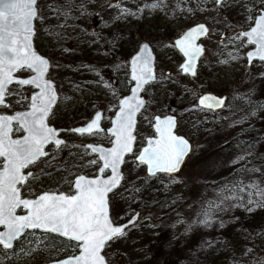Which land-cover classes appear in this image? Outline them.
I'll list each match as a JSON object with an SVG mask.
<instances>
[{"label":"rangeland","instance_id":"obj_1","mask_svg":"<svg viewBox=\"0 0 264 264\" xmlns=\"http://www.w3.org/2000/svg\"><path fill=\"white\" fill-rule=\"evenodd\" d=\"M251 1L218 5L213 0H72L69 6L68 0H38L36 28L66 40L64 48L49 55L48 74L61 94L70 82L77 92L86 90L88 109H102L103 126L118 98L111 74L127 73V57L141 40L154 53L155 76L143 89L133 149L124 157L120 185L108 195L114 221L135 210L138 215L135 225H127L126 235L109 241L102 251L106 264H264V208L246 205L257 199L254 188L240 191L246 185L264 187V61L245 65L243 52L249 45L237 38L235 29L252 22L257 11ZM64 11L69 12L67 18ZM201 20L210 23L209 30L196 74L189 77L177 67L181 56L171 40L183 27ZM67 45L70 51H65ZM123 82L126 91L129 81ZM12 90L18 85L11 84ZM28 90L23 87V94L7 97L10 106H0V111L25 107ZM203 91L225 94L223 106L214 111L198 107L196 97ZM170 110L176 113V130L192 146L179 171L150 177L134 155L144 136L151 134V116ZM62 136L65 143L59 149L48 144L49 155L28 169L38 179L61 177L59 188L70 192V176L92 174L98 164L83 142L108 144L110 136L105 131ZM39 241L35 237L29 246H35L33 253L17 249L5 258L17 253L30 258L42 248Z\"/></svg>","mask_w":264,"mask_h":264},{"label":"snow or ice","instance_id":"obj_2","mask_svg":"<svg viewBox=\"0 0 264 264\" xmlns=\"http://www.w3.org/2000/svg\"><path fill=\"white\" fill-rule=\"evenodd\" d=\"M37 2L38 0H0V106L9 107L6 97L19 94L16 90L9 91V86L13 83L20 86L32 85L39 89L30 98L29 111L13 116L0 115V226L6 229L0 231V246L10 249L12 242L25 229H42L77 242L80 255L64 264H106L101 252L109 241L126 235L127 225L114 226L109 217L108 194L120 185L119 166L125 162V154L132 152L135 116L144 104L143 100L138 99V92L154 79L151 57L137 55L132 61V79L137 82L136 89L130 99L120 102L119 114L113 121L114 127L111 130V135L115 137L113 147L105 150L89 146L93 153H99V158L103 161V166L98 171L103 174L105 170L111 169V178L88 179L81 175L73 183V195L44 193L35 200L22 198L17 186L25 184L32 177L31 172L24 174L22 170L48 156L49 153L44 151L48 144L52 143L59 149L65 143L57 138V131L45 122L57 96L52 84L44 79L49 61L32 48L33 21L38 19ZM71 2L72 0H68L69 6ZM216 3L223 5L226 0H216ZM63 15L67 18L69 12L64 11ZM255 25L251 31L237 36L238 39L247 37V43L256 46L255 51L248 53L249 63L255 58L264 61V16L256 20ZM207 31L204 25H198L176 41L175 46L187 57V62L181 66L185 73L196 74L195 61L202 49L195 44V40L206 35ZM148 47L147 44L142 45L141 52H146ZM21 69L35 75L29 79H15L14 73ZM200 104L204 109L214 110L223 105V100L204 96L200 99ZM13 121L27 132L23 139L11 138ZM100 121L101 114L97 113L86 127L71 131L97 134L102 131ZM174 127L175 121L172 118L161 120L157 117L155 131L159 138L149 140L148 146L137 157L140 164L147 165L150 177H155L157 173L172 174L179 171L189 153L188 142L174 134ZM243 159V155L239 157V160ZM90 163L96 164L97 161L92 160ZM244 187L254 188V195L257 197L256 200L249 199L246 205L264 208V187L259 184L246 185L240 191H244ZM229 198L235 197H224ZM21 207L27 210V215H16L17 208ZM247 211L251 212L252 208H247ZM135 220L134 217L129 224L135 225ZM204 222L207 223V219ZM251 251L247 249V252Z\"/></svg>","mask_w":264,"mask_h":264},{"label":"water","instance_id":"obj_3","mask_svg":"<svg viewBox=\"0 0 264 264\" xmlns=\"http://www.w3.org/2000/svg\"><path fill=\"white\" fill-rule=\"evenodd\" d=\"M214 3H216V0H213ZM217 4V3H216ZM261 16H264V6L261 7V8H258L257 9V12L254 14L253 16V19H252V22L245 28H241L238 30V34L242 33V32H247V31H251V29L253 27H255V21L258 20ZM198 25H204L207 30H209V26L208 24L201 20V21H195L185 27L182 28V30L179 32L178 35H176L175 37L172 38V45L174 47V49L178 52V54L181 56V60L179 61L178 63V69L180 71V73L182 74H185L189 77L191 76H194L192 75L191 73H185L184 71H182V65H184L186 62H187V57L184 56V54L179 50L178 47H176V41L177 40H180L183 38L184 34L189 31L190 29L198 26ZM33 30H34V21H33ZM207 34H208V31H207ZM206 34V35H207ZM206 35H203V36H199L196 40H195V44L197 46H199L202 51L201 53L199 54V56L197 57L196 61H195V73H196V69H197V64H198V61H199V58L203 55L204 53V44L203 42L201 41ZM243 42L245 44H248L247 43V37H243ZM144 44H147L149 47L148 49L146 50V52L142 53L141 52V48H142V45ZM249 46L244 50L243 52V56H244V59H245V65H248L250 64L249 63V60H248V53L249 52H253L255 51L256 49V46L253 45V44H248ZM32 48L33 50L39 55L41 56L42 58H45L49 61V58L42 54L41 52H39L35 46H34V43H33V36H32ZM137 55H150L151 57V68H152V75L153 77L155 76V67H154V53L152 51V48L151 46L149 45V43L146 41V40H141L140 42H138V44L136 45L135 49L128 55L127 57V78H128V86H127V90L122 93L120 96H118L117 98V101H116V107L112 113V115L110 116V119H109V123L105 126H103L101 124V121H100V128L102 129V131H105L109 136H110V140H109V143L108 144H103V143H100V142H93V141H84L83 142V147L87 149V151L91 154H94L97 161H98V164L96 166V169L94 171V173L92 174H86V173H83V172H78L76 174H74L71 178V182H70V188H71V191L70 192H66L64 190H45V191H41L39 193H37L36 195L34 196H22V198H25V199H30V200H35L36 198H38L41 194H44V193H54V194H65V195H73L75 194V189L73 188V183L74 181L76 180L77 177L83 175L85 176L86 178L88 179H95L97 177L101 178V179H110L111 176H112V172H111V169H107L105 170V172L103 174H101L98 169L101 168L103 166V161L100 160L99 158V153H93L91 151V148L89 146H95V147H99V148H103L105 150H108V149H111L113 147V141L115 139V137H113L111 135V130L113 129L114 127V124H113V121L115 120L116 116L119 114V107H120V102L121 100L123 99H130L133 95V91L136 89V81L132 79V68H133V64H132V61L134 60V58L137 56ZM254 60V59H253ZM255 60H259L258 58H255ZM50 65V63H49ZM137 67H139V64L137 65ZM49 69V68H48ZM35 73H32L31 71H27L25 74H17L14 73V77L15 79H29L31 78L32 76H34ZM44 79H46L47 81H49L52 86H53V89L56 93V96H58V92H57V89H56V85H55V82L54 80L48 75V71L47 73L45 74V77ZM146 85V84H145ZM145 85L143 86V88H141L138 92V99L140 100H143L145 101L144 99V96H143V89L145 87ZM31 87V90L28 92L27 94V103L25 105V107L23 108H16V109H13L12 111L10 112H6V111H0V115H8V116H13V115H16L17 113H23V112H27L30 110V105H31V96L33 94H36L39 92V89L37 88H34L32 85H28ZM204 96H212V97H215L217 99H222L223 100V103H224V100H225V94L223 93H216V92H213V91H203V92H200L197 97H196V104L198 107L200 108H203V106L200 104V99L203 98ZM223 106V105H222ZM221 106V107H222ZM221 107L219 108H216L214 110H217V109H220ZM142 108V107H141ZM140 108V110H141ZM204 109V108H203ZM139 110V111H140ZM208 110V109H207ZM214 110H211V111H214ZM138 111V112H139ZM138 112L136 113V116H135V123H136V117H137V114ZM97 113H100L101 114V118H102V109L100 107L96 108L90 115V117L82 124H77V125H73V126H70L69 127V131L70 132H73V133H76V134H80V133H77V132H74V131H71L72 129H77V128H82V127H86L95 117V115ZM159 117L161 120H164L166 118H172L174 121H175V127L173 129V132L175 135H177L178 137H182L184 138L188 144H189V152H190V149H191V146H192V141H190L184 134L178 132L176 130V116L175 114L171 113V112H166V113H163V114H157V113H154L152 116H151V123H150V128H151V134L149 135H146L144 136V141L143 143L139 146L137 152L135 153L134 155V160L138 162L137 160V157L139 154L142 153L143 149L145 147L148 146V141L149 140H156L159 138V135L158 133H156L155 131V125H156V118ZM46 124L57 131V138L58 139H62L64 141V137L61 135V131H62V128L60 127H57V126H54L53 124L47 122V118H46ZM16 126L19 130V133L17 134H13L12 132L10 133V136L12 139L16 140V139H23L26 135H27V132H25L23 129H20L19 128V125L17 124V122L13 121L12 123V128ZM134 127H135V124H134ZM87 134V133H85ZM132 135L135 137V133H134V129H133V132H132ZM133 144H134V141H133ZM133 144H132V149H133ZM50 145H52L53 147H55L54 144L50 143ZM46 147V146H45ZM44 151L46 152V149H44ZM128 153L125 154V156L127 155ZM124 156V157H125ZM186 158V157H185ZM2 159V158H0ZM185 160V159H184ZM143 167H144V173L146 175H148V172H147V165H144L142 164ZM182 165V164H181ZM121 166L122 164L119 166V172H120V175L122 177V169H121ZM181 167V166H180ZM22 172L24 174H27L28 172H30V170L28 168H25L22 170ZM166 174V173H164ZM18 188L20 187V185L17 186ZM109 195V194H108ZM27 210L26 209H23L22 207L21 208H17L16 210V215L17 216H24V215H27ZM137 216V211H133L129 216H127L125 219L123 220H120V221H114L110 215V211H109V217L113 223L114 226H125V225H129V221L132 220L134 217L136 218ZM6 229L1 226L0 227V231H5ZM26 230H36V231H39V232H42V233H51V234H54V235H57L61 238H65V239H68L67 237H64V236H61L60 234L58 233H55V232H46L42 229H25L24 231ZM70 240V239H69ZM73 241V240H71ZM76 243V250L72 253H68V254H65L63 256H60L58 258H54V259H49V260H46V261H43V262H39L37 264H64L65 261H68L70 259H72L73 257L75 256H78L80 255V249L78 248L77 246V242L76 241H73ZM13 243V242H12ZM2 247V246H1ZM101 255H103V253L101 252ZM104 256V255H103ZM106 261V259H105Z\"/></svg>","mask_w":264,"mask_h":264},{"label":"built area","instance_id":"obj_4","mask_svg":"<svg viewBox=\"0 0 264 264\" xmlns=\"http://www.w3.org/2000/svg\"><path fill=\"white\" fill-rule=\"evenodd\" d=\"M36 27L37 24L35 25V41L37 44L36 49L39 52L49 56L54 52V49L65 47L64 44L66 40L64 39V35L54 37L52 33L45 31L41 27L39 29V26L38 28ZM50 76L53 80H55L52 75ZM70 84L71 82L68 84L69 86L67 85L68 87L66 88V90L63 88L62 94L60 93V90H58L59 85H57L58 99L55 103V106L51 110V113L47 117V122L53 124L54 126L62 128L61 133L63 134L65 132L70 133V126L84 123L92 113V110L88 109L87 99L89 97V94L86 95V90L82 89L77 92L75 86H70ZM70 179L71 176L69 178V183ZM59 180L61 181V177L60 179H54L51 177L38 179L32 176L25 182V184L22 185V195L34 196L37 193L45 190H59Z\"/></svg>","mask_w":264,"mask_h":264},{"label":"trees","instance_id":"obj_5","mask_svg":"<svg viewBox=\"0 0 264 264\" xmlns=\"http://www.w3.org/2000/svg\"><path fill=\"white\" fill-rule=\"evenodd\" d=\"M178 0H174V3H176ZM254 11H257L258 8H261L264 6V0H254L250 2ZM255 14V12H254ZM93 22H96L94 24V27L99 26V23L97 24V20H96V15L93 14ZM38 23L37 20H34V24ZM210 25V23H209ZM239 26H235V29L237 28V31L240 29L238 28ZM97 33V32H96ZM97 34H99L100 36H103L104 38V34H102V32H98ZM36 32H34V46L36 47ZM68 47L66 48L65 51H70L69 45H67ZM51 61V60H50ZM89 66V65H87ZM108 66L105 65H99L98 69H107ZM127 78V73L124 74H111V80L113 82H116V86L115 88L117 89L118 92V96H120L122 93H124L125 91V85L124 82ZM119 80V81H118ZM122 81V82H121ZM128 86V85H127ZM226 97V95H225ZM171 113L175 114L176 113L174 111H171ZM190 140V139H189ZM191 141V140H190ZM29 233H34L35 236H32L31 238H29L30 240H28V238H26V235H28ZM35 237H39L40 241L38 242L39 245H42V248H40V251L38 254H33L30 256V258L24 259L22 257V254L17 253L15 256H13L12 258H5L7 257V255L10 254H14L15 250L17 249H23V248H27L30 249L29 246L33 244V240L35 239ZM26 240H28V242L26 243ZM35 247V246H34ZM33 249L31 248L30 250H32V253L36 250V248ZM71 249L76 250V243L69 240V239H65V238H61L57 235L51 234V233H42L36 230H26L23 232V234L18 237L16 240L13 241L12 244V248L10 249H6V253H0V261L4 260L7 261L6 264H37L39 262H43L49 259H54V258H58L60 256H63L66 254V252L71 251ZM31 254V253H30ZM1 264V263H0Z\"/></svg>","mask_w":264,"mask_h":264},{"label":"flooded vegetation","instance_id":"obj_6","mask_svg":"<svg viewBox=\"0 0 264 264\" xmlns=\"http://www.w3.org/2000/svg\"><path fill=\"white\" fill-rule=\"evenodd\" d=\"M209 25V24H208ZM203 40V39H202ZM201 40V41H202ZM15 85H18V90H16V91H18V95H21V94H23V91H22V88L24 87V88H27V89H29L28 90V92L31 90V87L30 86H28V85H25V86H20L19 84H17V83H15ZM28 92L26 93V98H27V94H28ZM7 97H10V96H7ZM7 97H6V103H7ZM26 103H27V101H26ZM23 108V107H22ZM16 109V108H15ZM53 109V108H52ZM13 110V109H12ZM11 110V111H12ZM6 112H10V111H6ZM12 133L13 134H17V133H19V130H18V128L16 127V126H14L13 128H12ZM20 191H21V189H22V185H20ZM21 196H24V195H22V191H21ZM30 197V196H29ZM1 227V226H0ZM13 244V243H12ZM0 253H6V249H4L3 247H1L0 246Z\"/></svg>","mask_w":264,"mask_h":264}]
</instances>
